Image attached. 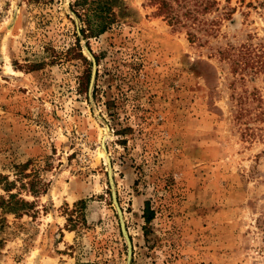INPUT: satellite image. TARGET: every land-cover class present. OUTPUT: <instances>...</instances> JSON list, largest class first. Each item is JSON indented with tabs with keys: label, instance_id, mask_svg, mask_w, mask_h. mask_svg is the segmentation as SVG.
<instances>
[{
	"label": "rangeland",
	"instance_id": "obj_1",
	"mask_svg": "<svg viewBox=\"0 0 264 264\" xmlns=\"http://www.w3.org/2000/svg\"><path fill=\"white\" fill-rule=\"evenodd\" d=\"M215 1L202 44L147 0L95 34L69 0H0V174L35 183L0 264H264V0Z\"/></svg>",
	"mask_w": 264,
	"mask_h": 264
},
{
	"label": "trees",
	"instance_id": "obj_2",
	"mask_svg": "<svg viewBox=\"0 0 264 264\" xmlns=\"http://www.w3.org/2000/svg\"><path fill=\"white\" fill-rule=\"evenodd\" d=\"M115 0H69L70 10L77 16L81 23L88 26L90 34L102 33L105 31L109 22L112 21V5ZM147 3L155 5L157 15L163 16L171 25H177L186 29V34L190 42L204 43L207 41L204 38L215 35L216 29L219 27L220 18H209V14L213 9L217 10V2L215 0H147ZM220 20V21H219ZM82 35H85L83 27L79 29ZM78 44V38H76ZM223 57H229V50L224 47L219 51ZM235 69L247 71L248 69L257 72L258 63H249L243 60L233 62ZM263 65L260 64V67ZM36 65H30V68H35ZM254 97L249 93L239 96L240 114H249L248 103ZM262 114V113H260ZM26 164L16 166L15 179L10 180L8 176L0 174V189L3 194H0V249L3 246L4 240L1 233L7 226L8 216L20 218L26 215L33 208V203L21 197L18 191L17 184L20 183L19 189L30 188L31 194L35 192V183L30 181L24 183V178L27 176L24 173ZM22 169V170H21ZM72 211H79L85 206L84 201H79L73 205ZM264 231V225H262ZM264 241V236H263Z\"/></svg>",
	"mask_w": 264,
	"mask_h": 264
}]
</instances>
